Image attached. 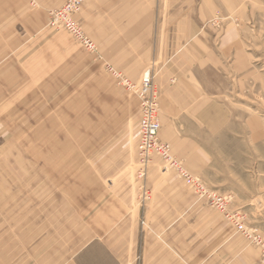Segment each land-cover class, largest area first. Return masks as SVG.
Here are the masks:
<instances>
[{
    "label": "rangeland",
    "instance_id": "obj_1",
    "mask_svg": "<svg viewBox=\"0 0 264 264\" xmlns=\"http://www.w3.org/2000/svg\"><path fill=\"white\" fill-rule=\"evenodd\" d=\"M70 1L43 7L37 0H0V264L71 261L89 234L118 236L88 230L112 223L140 232H132L130 245L129 233L120 232L109 250L125 246H118L119 262L114 249L113 264H144L151 218L144 211L160 202L150 181L181 184L187 213L179 217L183 232L170 233L175 240L193 232L207 242L227 232L226 239L256 249L264 264V0H225L198 38L153 39L159 56L138 80L134 71L150 41L123 29V9H96L95 0L73 9L70 18L96 46L91 52L65 25ZM147 74L160 139L195 186L174 169L165 172L158 157L138 179L131 139ZM117 207L127 215L109 213Z\"/></svg>",
    "mask_w": 264,
    "mask_h": 264
},
{
    "label": "crops",
    "instance_id": "obj_2",
    "mask_svg": "<svg viewBox=\"0 0 264 264\" xmlns=\"http://www.w3.org/2000/svg\"><path fill=\"white\" fill-rule=\"evenodd\" d=\"M37 1L40 3L38 4L39 6L48 7L49 2L53 0ZM102 1L95 0L94 5L96 9L104 7L123 9L124 14H122L123 18L121 21L126 19L123 21L125 25L123 29L127 32L138 34L133 38L150 41L143 53L145 61L143 60L140 63L139 69L134 71L136 72V80L140 78L141 74L147 70L146 68L151 63H154L157 56H159V53L153 49V44L151 43L153 39H168L170 37L172 40H183L186 38H198L201 24L212 17L213 9L221 7L220 5L222 7L225 5V0H104L107 1L106 4ZM235 1L233 0L231 3L234 4ZM113 15H117V11ZM156 34H158V37ZM185 34L186 36H184ZM201 95L203 97L200 96L199 100L203 99L199 102V109L201 108V104L205 102V96L202 92ZM135 103L138 116L140 114L138 101ZM138 121L131 139L132 147L134 148L139 146ZM120 148L121 151H125L127 154L128 152L130 153V146L127 148V145L123 144ZM123 160H120V166L128 167L129 163ZM195 161L199 160L195 158ZM158 179L161 180L160 178ZM157 183L156 181H150L151 187L154 190L153 198L160 202L151 203L148 209L146 208L144 211L145 215L151 217L149 220L150 233L145 230L142 238L143 249L146 253L144 264H260V257L256 249L247 247L242 239H226L228 237L227 232L220 239L212 240V238H208L207 242L199 239L193 232L183 240H175L178 238V235L174 237L170 233L183 232V228L179 224L181 220L179 217L187 213V211L186 213L184 212L182 206L183 194L179 193V191L182 192L181 184L179 182L168 183L166 181L164 183ZM177 184L179 185V191H177ZM124 191V199H128L130 196H126V194L131 195L132 189ZM167 199L174 200L175 204L180 202L181 206L179 208L167 207ZM126 210L125 207L122 209L117 207V209L114 208L109 213L119 216L127 215ZM153 217L160 218L153 219ZM162 217L169 218L163 220ZM100 225H91L88 230L91 232L109 230L118 233V236L111 238L106 236V239H104V235L102 234L94 237L92 234H89V242L85 244L71 261L62 264H113L114 249H117L115 261L119 262L120 253L118 246H125V244L120 243L117 247L113 248L114 254L109 250V247L111 245L115 246L116 241H121L120 232L124 235L129 233V245L131 243L132 232L135 233L133 237L140 234L137 225H135L134 231L132 228H129V225L124 224L112 223L106 227L103 224ZM157 233H160V235ZM161 235L166 239L167 243L161 239ZM133 241L135 242V240Z\"/></svg>",
    "mask_w": 264,
    "mask_h": 264
},
{
    "label": "built area",
    "instance_id": "obj_3",
    "mask_svg": "<svg viewBox=\"0 0 264 264\" xmlns=\"http://www.w3.org/2000/svg\"><path fill=\"white\" fill-rule=\"evenodd\" d=\"M82 1L71 0L66 4L67 6L63 10V14L66 15L65 25L88 51L94 52L96 50L94 43L85 36L83 31L70 18L73 9L80 6ZM137 93L141 102V118L138 125V158L141 166V172L138 175L139 181L142 182L145 179L147 168L151 165L153 159L158 157L164 163L163 169L165 172L174 169L188 185L195 186L198 181L183 169L181 163L173 156L171 146L160 139L161 123L158 116V100L149 74L144 77ZM214 198H218L220 202H223L221 197L216 196Z\"/></svg>",
    "mask_w": 264,
    "mask_h": 264
},
{
    "label": "bare ground",
    "instance_id": "obj_4",
    "mask_svg": "<svg viewBox=\"0 0 264 264\" xmlns=\"http://www.w3.org/2000/svg\"><path fill=\"white\" fill-rule=\"evenodd\" d=\"M148 170V169H147Z\"/></svg>",
    "mask_w": 264,
    "mask_h": 264
}]
</instances>
